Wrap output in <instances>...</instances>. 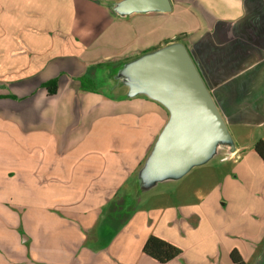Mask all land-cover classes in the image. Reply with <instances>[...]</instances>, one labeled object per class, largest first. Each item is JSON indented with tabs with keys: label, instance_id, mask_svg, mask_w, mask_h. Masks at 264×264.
Instances as JSON below:
<instances>
[{
	"label": "crops",
	"instance_id": "0c3cea01",
	"mask_svg": "<svg viewBox=\"0 0 264 264\" xmlns=\"http://www.w3.org/2000/svg\"><path fill=\"white\" fill-rule=\"evenodd\" d=\"M23 4L0 0V37L25 44L0 48V95L17 98H0V123L20 197L35 203L20 205L24 235L3 264H159L142 252L150 235L180 249L166 264H233L231 252L242 264H264V162L253 149L264 140V0H170L169 11L127 15L113 7V20L138 17L148 27L141 36L152 40L121 59L97 60L66 52L63 42L41 47L26 31ZM175 42L188 50L233 147L220 144L183 176L145 184L141 170L168 111L143 94L129 96L120 81L102 93L82 90L73 78L100 60L123 66ZM53 78L58 86L49 95L42 84ZM213 161L227 163V172L217 176ZM204 168L194 188L179 190L178 203H166L163 186ZM161 194L163 203L140 206ZM103 223L115 231L108 236Z\"/></svg>",
	"mask_w": 264,
	"mask_h": 264
},
{
	"label": "rangeland",
	"instance_id": "374dc122",
	"mask_svg": "<svg viewBox=\"0 0 264 264\" xmlns=\"http://www.w3.org/2000/svg\"><path fill=\"white\" fill-rule=\"evenodd\" d=\"M115 1L117 0H26L27 4H23L26 9V24L29 26L26 31L30 30L36 33L40 41H43L41 47L44 48L45 42L51 44V47L63 42L66 52L71 51L79 54L82 52L85 58L89 57L97 60L99 58L102 59L104 56H111L113 59H121V56H126L136 47H140L145 42L149 43L152 39L147 33L141 36L142 32L148 27L146 22H138L136 24L138 17L128 23H119L117 20L112 19ZM22 18L24 19L23 15ZM33 18L39 20L35 21ZM6 19L5 17L2 18L4 28L8 22ZM117 27H119V30ZM171 27L173 28L175 25L172 24ZM44 28H48L50 31H43ZM26 31L23 32V35ZM138 33L140 34L139 37ZM20 40L18 37L1 36L0 48L11 44L19 50L21 47H25V44L20 42ZM23 51L24 49L20 55L24 57L26 53L23 55ZM4 55L5 53H1L0 61H2ZM118 65L100 60L98 64L96 62L89 66L84 75L92 79L94 86L98 90L102 91V93H108L107 88L113 86L112 83L116 78L118 80L121 78L122 71H120V66ZM114 92L118 91H111V93ZM4 128L5 124L0 123V264H3V256L8 251H14L13 249H16L19 238L22 239L24 235L18 222L19 216L21 217L24 211L20 205L28 204V206L32 207L35 203V198L33 197L27 199L20 197V186L17 179L18 172H14L12 165H7V162H5L4 156L6 158V153H4L5 150L3 148L6 136L2 132ZM210 165H212L219 177L224 175L228 169V167H225L228 165L227 163L214 162ZM10 169H12V173L14 172L13 174H10ZM199 170L187 175L186 181H182L181 185L166 184L163 186L160 190L164 189V191L170 193L165 194L170 196L169 201L166 203H178L179 190L183 186L186 190L194 188L195 176L206 169ZM204 174L202 173V175ZM189 178L191 181H188ZM203 184H206V182ZM207 189L208 187L204 185L203 190L206 191ZM161 200L162 194L156 197H146L141 199L140 206L159 205L163 203ZM191 200L187 198L186 201L189 202ZM101 229L107 232L108 236L115 231L114 228H104V223L101 225Z\"/></svg>",
	"mask_w": 264,
	"mask_h": 264
},
{
	"label": "water",
	"instance_id": "95a60500",
	"mask_svg": "<svg viewBox=\"0 0 264 264\" xmlns=\"http://www.w3.org/2000/svg\"><path fill=\"white\" fill-rule=\"evenodd\" d=\"M114 10L121 15L166 12L170 0H122ZM128 95L143 94L169 114L145 164V184L179 178L207 162L220 144L232 139L188 50L179 42L142 54L119 67ZM119 78V77H118Z\"/></svg>",
	"mask_w": 264,
	"mask_h": 264
},
{
	"label": "trees",
	"instance_id": "16d2710c",
	"mask_svg": "<svg viewBox=\"0 0 264 264\" xmlns=\"http://www.w3.org/2000/svg\"><path fill=\"white\" fill-rule=\"evenodd\" d=\"M75 82L78 83L79 87L88 92H97L100 91L94 86V82L92 79L87 77L86 75H80L73 78ZM58 86V79L53 78L48 80L42 84V88H45L49 95H53L56 93ZM0 98H10L17 99L16 96L9 94L6 96L0 95ZM254 151L260 157V159L264 162V140L259 139L255 142ZM142 252L144 255L148 256L152 260L156 261L159 264H166L169 261L176 258L180 253V249L176 246L154 236L150 235L145 241ZM230 258L233 264H242L241 260L238 258L236 252H231Z\"/></svg>",
	"mask_w": 264,
	"mask_h": 264
}]
</instances>
